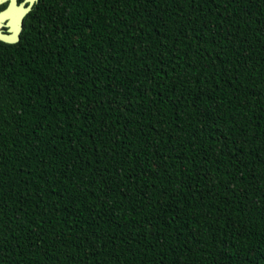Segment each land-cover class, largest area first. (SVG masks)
<instances>
[{"label":"trees","instance_id":"obj_1","mask_svg":"<svg viewBox=\"0 0 264 264\" xmlns=\"http://www.w3.org/2000/svg\"><path fill=\"white\" fill-rule=\"evenodd\" d=\"M0 264H264V0H39L0 40Z\"/></svg>","mask_w":264,"mask_h":264},{"label":"flooded vegetation","instance_id":"obj_2","mask_svg":"<svg viewBox=\"0 0 264 264\" xmlns=\"http://www.w3.org/2000/svg\"><path fill=\"white\" fill-rule=\"evenodd\" d=\"M38 2L39 0H0V30L8 37L16 36L20 29L21 19L27 12L23 19L22 36L26 18ZM30 6L32 7L29 11Z\"/></svg>","mask_w":264,"mask_h":264},{"label":"water","instance_id":"obj_3","mask_svg":"<svg viewBox=\"0 0 264 264\" xmlns=\"http://www.w3.org/2000/svg\"><path fill=\"white\" fill-rule=\"evenodd\" d=\"M33 3H34V1H33ZM31 7H32V6L29 7V11H30ZM29 11H28V12H29ZM26 14H27V12L24 14V16H23L22 19H21L20 29H19V31H18V33H17L16 36H14V37H8L6 34H4V33L0 30V40H1V41H4V42H6V43H17V42L20 41V39H21V32H22V29H23V27H22L23 19H24V17H25Z\"/></svg>","mask_w":264,"mask_h":264}]
</instances>
